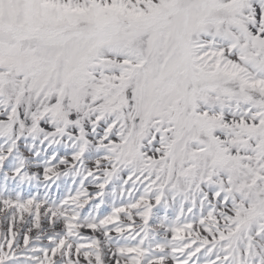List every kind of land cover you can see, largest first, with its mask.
Instances as JSON below:
<instances>
[{"label":"snow or ice","instance_id":"obj_1","mask_svg":"<svg viewBox=\"0 0 264 264\" xmlns=\"http://www.w3.org/2000/svg\"><path fill=\"white\" fill-rule=\"evenodd\" d=\"M0 264H264V0H0Z\"/></svg>","mask_w":264,"mask_h":264}]
</instances>
